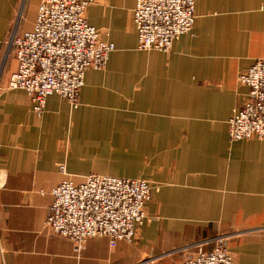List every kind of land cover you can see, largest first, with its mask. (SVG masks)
<instances>
[{
    "label": "crops",
    "instance_id": "1",
    "mask_svg": "<svg viewBox=\"0 0 264 264\" xmlns=\"http://www.w3.org/2000/svg\"><path fill=\"white\" fill-rule=\"evenodd\" d=\"M39 1L0 0V264H179L217 236L235 264H264V142L228 139L238 76L264 60V0H194L169 53L137 49L135 0H92L86 19L115 49L85 72L77 108L53 95L37 116L6 85L10 32L32 29ZM90 173L153 185L133 242L76 253L45 228L51 190Z\"/></svg>",
    "mask_w": 264,
    "mask_h": 264
},
{
    "label": "built area",
    "instance_id": "2",
    "mask_svg": "<svg viewBox=\"0 0 264 264\" xmlns=\"http://www.w3.org/2000/svg\"><path fill=\"white\" fill-rule=\"evenodd\" d=\"M91 3L40 0L32 29L10 32L7 45L17 67L6 88L26 92L37 116L53 95L77 108L85 72L103 69L115 49L88 23L85 13ZM132 21L138 50L169 53L174 42L192 30L194 0H135ZM237 80L248 88V94L232 110L228 139L264 142V60H256ZM59 169L67 175L63 165ZM153 190V185L142 179L95 173L80 183L66 178L50 192L52 203L44 226L54 236L71 240L76 253L97 237L108 238L111 246L118 241L131 243L146 218L145 207ZM194 249L179 264H235L223 236L200 242Z\"/></svg>",
    "mask_w": 264,
    "mask_h": 264
},
{
    "label": "rangeland",
    "instance_id": "3",
    "mask_svg": "<svg viewBox=\"0 0 264 264\" xmlns=\"http://www.w3.org/2000/svg\"><path fill=\"white\" fill-rule=\"evenodd\" d=\"M90 174H94V173H90ZM95 174H97V173H95ZM89 175V174H88ZM100 175V174H99ZM131 179V178H130ZM137 179V178H136Z\"/></svg>",
    "mask_w": 264,
    "mask_h": 264
}]
</instances>
